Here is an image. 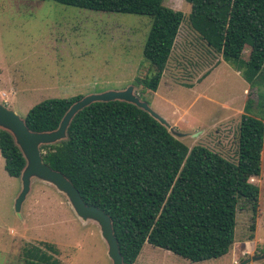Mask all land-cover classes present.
<instances>
[{
	"label": "trees",
	"instance_id": "1",
	"mask_svg": "<svg viewBox=\"0 0 264 264\" xmlns=\"http://www.w3.org/2000/svg\"><path fill=\"white\" fill-rule=\"evenodd\" d=\"M37 1L151 16L143 55L153 70L135 83L158 90L185 20L183 11L164 6L163 0ZM188 1L193 26L255 84L264 68V0ZM81 98L45 99L28 111L26 123L33 131L55 130ZM41 148L44 161L63 172L88 204L112 216L126 264L137 261L147 242L192 262L222 257L235 243L241 200L251 205L256 219L260 189L251 179L262 172L264 120L249 113L242 115L236 161L203 145L190 149L148 112L119 100L85 107L73 118L66 139ZM0 152L8 174L20 177L26 159L3 129ZM59 254L50 242L23 250L25 264H62Z\"/></svg>",
	"mask_w": 264,
	"mask_h": 264
},
{
	"label": "rangeland",
	"instance_id": "2",
	"mask_svg": "<svg viewBox=\"0 0 264 264\" xmlns=\"http://www.w3.org/2000/svg\"><path fill=\"white\" fill-rule=\"evenodd\" d=\"M163 5L183 11L185 20L154 92L135 83L153 70L143 55L151 16L54 1L0 0V100L25 118L45 99L84 97L133 85L135 93L175 130L186 133L180 140L190 149L203 145L236 161L242 115L264 120V68L252 85L193 26L191 2L163 0ZM249 54L247 46L244 58ZM251 182L260 189L256 219L251 205L241 200L235 243L228 254L192 262L147 242L137 262L239 264L262 255L264 149L261 175ZM21 189V178L8 174L0 156V264H25L24 248L41 242L55 244L62 264H113L100 225L77 215L54 185L34 179L22 217L15 209ZM252 264H264V259Z\"/></svg>",
	"mask_w": 264,
	"mask_h": 264
},
{
	"label": "water",
	"instance_id": "3",
	"mask_svg": "<svg viewBox=\"0 0 264 264\" xmlns=\"http://www.w3.org/2000/svg\"><path fill=\"white\" fill-rule=\"evenodd\" d=\"M125 101L148 112L169 132L180 139L186 133L175 130L168 119L155 111L149 104L135 93L133 85L124 90H110L102 93L90 94L76 101L64 115L59 127L52 131H33L29 128L25 118H22L15 110L7 107L0 100V129L9 131L22 151L26 166L21 173L22 189L16 199L15 209L22 217L23 204L32 189L34 179L42 180L54 185L60 192L65 194L73 209L83 220H94L101 228V233L108 245V255L113 264H126L120 251V245L115 234L112 216L104 209L88 204L73 182L61 171L53 169L44 161L42 146L60 142L68 137V128L76 114L94 102ZM264 259L262 255L250 256L239 264H252L254 261ZM132 264H141L134 262Z\"/></svg>",
	"mask_w": 264,
	"mask_h": 264
},
{
	"label": "crops",
	"instance_id": "4",
	"mask_svg": "<svg viewBox=\"0 0 264 264\" xmlns=\"http://www.w3.org/2000/svg\"><path fill=\"white\" fill-rule=\"evenodd\" d=\"M0 156H2V155H1V152H0Z\"/></svg>",
	"mask_w": 264,
	"mask_h": 264
}]
</instances>
